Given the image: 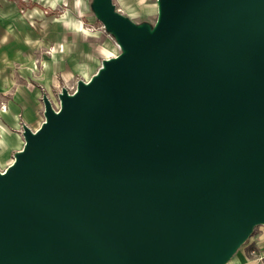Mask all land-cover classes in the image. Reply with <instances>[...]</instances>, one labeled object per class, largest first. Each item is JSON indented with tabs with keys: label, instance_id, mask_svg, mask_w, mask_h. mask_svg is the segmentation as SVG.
I'll list each match as a JSON object with an SVG mask.
<instances>
[{
	"label": "water",
	"instance_id": "water-1",
	"mask_svg": "<svg viewBox=\"0 0 264 264\" xmlns=\"http://www.w3.org/2000/svg\"><path fill=\"white\" fill-rule=\"evenodd\" d=\"M91 10L117 42L0 171V264H229L264 226V0Z\"/></svg>",
	"mask_w": 264,
	"mask_h": 264
},
{
	"label": "crops",
	"instance_id": "crops-1",
	"mask_svg": "<svg viewBox=\"0 0 264 264\" xmlns=\"http://www.w3.org/2000/svg\"><path fill=\"white\" fill-rule=\"evenodd\" d=\"M20 10L19 4L0 0V104L7 105V111L1 112L0 135L15 136L18 141L22 124L30 126L43 111V94L50 95L61 79L66 80L81 69L87 37L79 31L73 16L45 20L46 26L38 30L32 25L31 16L21 14ZM42 43L57 52L44 57L41 65L37 60L41 59ZM0 148L12 149L3 140ZM235 263L264 264V226L240 251Z\"/></svg>",
	"mask_w": 264,
	"mask_h": 264
},
{
	"label": "rangeland",
	"instance_id": "rangeland-1",
	"mask_svg": "<svg viewBox=\"0 0 264 264\" xmlns=\"http://www.w3.org/2000/svg\"><path fill=\"white\" fill-rule=\"evenodd\" d=\"M13 3L19 4L21 14L30 17L32 25L36 28L43 29L46 26L45 20H60L66 16H73L77 20L78 29L86 34V53L84 62L79 64L80 68L77 73H74L70 78L58 82L54 90L47 95L50 97L53 106L57 109L60 105L59 93L63 87H66L70 92H74L77 87V82L80 79L89 80L102 65L105 58L116 56L120 53L119 46L115 39L105 31L104 25L100 22L91 10L92 0H10ZM158 0H113L116 8L122 14L128 16L136 22L155 23L158 18ZM94 38V39H92ZM91 50H89V48ZM60 49V48H58ZM61 50V49H60ZM57 52L54 47H45L42 43L39 54L41 59L37 60L38 64L43 63L44 57L53 56ZM92 53L91 55H87ZM43 60V61H42ZM93 60V61H92ZM41 76V74H38ZM58 79V78H57ZM7 111L6 104H0V120L1 112ZM44 121V109L37 120L30 122V128L36 130ZM5 141L6 146H10V150L0 148V171H4L14 160V154L24 145V137L21 129V139H16L15 136L0 135V141ZM262 226L255 229L254 234ZM254 236V235H253ZM252 236V237H253ZM252 237L241 247L239 252L232 258L229 264H236L240 251L248 245Z\"/></svg>",
	"mask_w": 264,
	"mask_h": 264
}]
</instances>
